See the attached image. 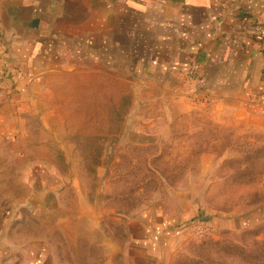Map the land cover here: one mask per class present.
Returning a JSON list of instances; mask_svg holds the SVG:
<instances>
[{
	"label": "rangeland",
	"instance_id": "374dc122",
	"mask_svg": "<svg viewBox=\"0 0 264 264\" xmlns=\"http://www.w3.org/2000/svg\"><path fill=\"white\" fill-rule=\"evenodd\" d=\"M71 61L0 138V231L42 240L46 264H264V129L129 61Z\"/></svg>",
	"mask_w": 264,
	"mask_h": 264
},
{
	"label": "crops",
	"instance_id": "0c3cea01",
	"mask_svg": "<svg viewBox=\"0 0 264 264\" xmlns=\"http://www.w3.org/2000/svg\"><path fill=\"white\" fill-rule=\"evenodd\" d=\"M263 9L264 0H0V138L24 133L42 108L44 68L64 51L73 66L129 61L151 82L212 97L213 109L264 129V55L253 32ZM22 238L0 231V264H46L42 240Z\"/></svg>",
	"mask_w": 264,
	"mask_h": 264
},
{
	"label": "built area",
	"instance_id": "2783aa9c",
	"mask_svg": "<svg viewBox=\"0 0 264 264\" xmlns=\"http://www.w3.org/2000/svg\"><path fill=\"white\" fill-rule=\"evenodd\" d=\"M255 40L260 45V50L264 55V9L258 14L257 23L253 29ZM1 76V74H0ZM198 76V70L193 68L189 74L190 78H196ZM260 99L264 100V93L260 95ZM259 99V100H260Z\"/></svg>",
	"mask_w": 264,
	"mask_h": 264
},
{
	"label": "water",
	"instance_id": "95a60500",
	"mask_svg": "<svg viewBox=\"0 0 264 264\" xmlns=\"http://www.w3.org/2000/svg\"><path fill=\"white\" fill-rule=\"evenodd\" d=\"M152 253H153V255H152V256L155 258V257H156V253H155L154 251H153Z\"/></svg>",
	"mask_w": 264,
	"mask_h": 264
}]
</instances>
